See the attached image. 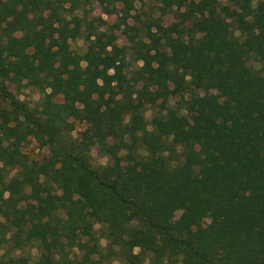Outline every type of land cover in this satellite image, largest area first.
<instances>
[{"label": "trees", "instance_id": "1", "mask_svg": "<svg viewBox=\"0 0 264 264\" xmlns=\"http://www.w3.org/2000/svg\"><path fill=\"white\" fill-rule=\"evenodd\" d=\"M160 3L0 0V264H264V0Z\"/></svg>", "mask_w": 264, "mask_h": 264}, {"label": "rangeland", "instance_id": "2", "mask_svg": "<svg viewBox=\"0 0 264 264\" xmlns=\"http://www.w3.org/2000/svg\"><path fill=\"white\" fill-rule=\"evenodd\" d=\"M132 1H134L135 11H132L131 14H135V13L141 14L143 12H149V13H153L155 17L159 15L158 8L161 7L160 0H132ZM121 6H122L121 4L116 5L117 8H120ZM87 12H88V21L92 22L95 27L99 26L102 30L104 29L109 30V32L113 30V33L117 37V43L119 46L128 44L126 40V36L128 33V27H130L134 23L132 19L128 20L126 26H120L119 29H117V26L119 24L117 19L118 17L117 14H111V15L104 14L102 9L97 4H93V7H88ZM163 21H164L163 24L166 26L175 23L171 13L165 15ZM84 48H85V44L83 39H79L76 42L71 43V49L74 50L75 52H82ZM250 65L255 69L260 68L259 65H257L252 61L250 62ZM6 84L8 85L9 90L12 93L17 95L20 98V100H24L28 102L31 106H34L40 98V95L34 89L26 88V89H22L20 92H17L15 91L14 87L9 85L8 83ZM216 98H218L217 95ZM218 99L222 101V98L221 99L218 98ZM58 101L60 102L61 98H58ZM149 114L150 113H148L147 116H149ZM85 128H86L85 123L76 122L74 134L75 135L78 134L79 132L83 131ZM24 152L26 153L29 159H33V160H39L47 155V151L45 149L39 148L38 144H36V142L34 141H30L25 146ZM91 158H92V163L94 165H103L107 162V159L100 157L95 149L91 151ZM179 215L180 212H177L175 216L178 217ZM199 221L202 226H208L212 222H214V219L211 217H204V218L201 217ZM37 255H38L37 252L34 250L33 256L36 257Z\"/></svg>", "mask_w": 264, "mask_h": 264}]
</instances>
